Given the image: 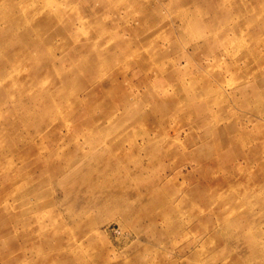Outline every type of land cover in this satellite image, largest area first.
<instances>
[{"label":"rangeland","instance_id":"rangeland-1","mask_svg":"<svg viewBox=\"0 0 264 264\" xmlns=\"http://www.w3.org/2000/svg\"><path fill=\"white\" fill-rule=\"evenodd\" d=\"M0 264H264V0H0Z\"/></svg>","mask_w":264,"mask_h":264},{"label":"bare ground","instance_id":"bare-ground-1","mask_svg":"<svg viewBox=\"0 0 264 264\" xmlns=\"http://www.w3.org/2000/svg\"><path fill=\"white\" fill-rule=\"evenodd\" d=\"M14 55V54H13ZM11 56V55H10ZM12 58V57H11Z\"/></svg>","mask_w":264,"mask_h":264}]
</instances>
